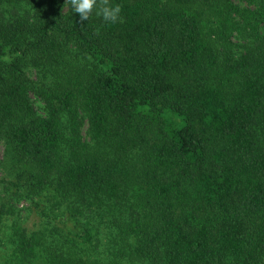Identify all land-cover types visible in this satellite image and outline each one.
Masks as SVG:
<instances>
[{"label":"trees","instance_id":"1","mask_svg":"<svg viewBox=\"0 0 264 264\" xmlns=\"http://www.w3.org/2000/svg\"><path fill=\"white\" fill-rule=\"evenodd\" d=\"M112 2L0 0V264H264V0Z\"/></svg>","mask_w":264,"mask_h":264},{"label":"clouds","instance_id":"2","mask_svg":"<svg viewBox=\"0 0 264 264\" xmlns=\"http://www.w3.org/2000/svg\"><path fill=\"white\" fill-rule=\"evenodd\" d=\"M70 7L80 21L88 20L93 12L106 24H115L121 18V6L112 0H70Z\"/></svg>","mask_w":264,"mask_h":264},{"label":"rangeland","instance_id":"3","mask_svg":"<svg viewBox=\"0 0 264 264\" xmlns=\"http://www.w3.org/2000/svg\"><path fill=\"white\" fill-rule=\"evenodd\" d=\"M30 98L33 101L35 109H37L36 107H38V105H39L37 98L33 95H31ZM2 156H3V146L0 145V158H2ZM3 160L5 161V163H7V161L5 159H3ZM0 172H1V174H4L3 170ZM26 206H27V204L23 203L19 206V208H25ZM20 216L22 218H25L27 216L26 211L24 209L21 210ZM29 221H30V219H28V222ZM5 227L10 228L9 226H5ZM6 230H8V229H6ZM3 231H5V230H3ZM10 232H11V230H8V231H6L5 236H4V234L0 235V239L3 242V244L0 245V262H3L4 256H6L11 251V249L13 248L11 242L9 241L10 237L8 234H10ZM104 247H105V245H103V241H102L98 251L103 252L105 249Z\"/></svg>","mask_w":264,"mask_h":264}]
</instances>
